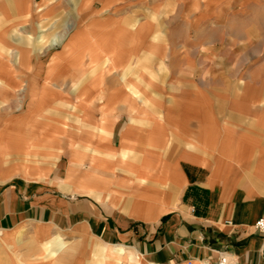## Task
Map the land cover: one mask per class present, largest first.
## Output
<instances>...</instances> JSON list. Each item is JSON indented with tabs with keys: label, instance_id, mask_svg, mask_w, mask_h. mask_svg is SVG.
<instances>
[{
	"label": "crops",
	"instance_id": "crops-1",
	"mask_svg": "<svg viewBox=\"0 0 264 264\" xmlns=\"http://www.w3.org/2000/svg\"><path fill=\"white\" fill-rule=\"evenodd\" d=\"M224 10L229 0H0V264H210L224 253L264 264V55L255 49L237 98L193 78ZM36 26L35 40L59 38L60 50L28 49ZM174 56L194 67L167 80Z\"/></svg>",
	"mask_w": 264,
	"mask_h": 264
},
{
	"label": "rangeland",
	"instance_id": "rangeland-1",
	"mask_svg": "<svg viewBox=\"0 0 264 264\" xmlns=\"http://www.w3.org/2000/svg\"><path fill=\"white\" fill-rule=\"evenodd\" d=\"M229 2H230V10L220 11L218 18L215 19L214 25L216 26L215 28L216 30L213 34V39H214L213 50H212L213 56L211 59L207 60L205 59L206 57L205 52H199L198 53V68H197L198 73L194 75V77L193 76L192 77L195 78L196 76L197 82H201V81L203 82V80L206 81L207 79L208 82L212 83V87H214L215 93H218V92L220 93L222 91V87L227 88V85L222 84L223 82L224 83L226 82L230 84V92L232 91L235 94L234 96H236L235 98H237V96L240 93L239 89H241L240 85H242L243 82L248 80V75L244 72V69H245L244 67L253 65L255 61L261 59V57L255 58V59L252 57V55L255 53V49H257V51L259 50L261 51L262 58L264 55V9L255 11L256 13L255 14L251 10L248 11L244 9H239L238 3L240 2V0H229ZM198 10H199L198 13L200 14L202 10L200 8ZM74 12L75 11H72V13ZM73 18H75V16L72 15L70 17V22H73L74 20ZM247 19L250 21L247 22ZM39 21H38V24L40 25L41 23H39ZM248 23H250V26H247ZM170 29H173L172 32L174 33L175 31L176 33H179V34L181 32L188 33V30L181 31L179 29V26L178 27L173 26V27H170ZM40 30H41L40 26H36V29L34 32V39L32 41L23 42L25 45L28 46V49H35L43 53L46 50L47 45H54L58 43V45H55V47L53 48V52H55L57 49L60 50L61 40L59 38L55 39L51 43L50 41H48L44 45H42L40 42L35 40V38H37L41 34ZM61 32H62V27H59L53 31L55 35H58ZM23 35L24 37H26L25 34ZM247 35L260 36L261 43H256V42L251 43V41H250V45L247 41H246V44L243 43V37ZM6 45L8 47H12L14 43L13 41H9V42H6ZM243 45H246L245 48H243ZM47 59L48 58L45 56L32 59L34 64L37 65L38 67V71H39L38 77H41L44 75V74H41L40 71L45 72V67L47 65L46 63ZM192 61L193 59L189 57L181 58V57L174 56L173 58H167V64H166L167 80L169 79V77L170 79H173L176 77L177 79H179L182 76L179 73L181 69L186 68L185 70L187 72L189 71L190 65L194 67V64ZM207 61H208L209 66L212 67V69L210 73H208L207 75L201 74L200 66L205 64ZM171 67L173 68L175 73L177 72V74L174 75L173 72L171 73V70H170ZM127 75L129 76V74H126V73L123 74V76H125L126 78H127ZM232 84H234L233 85L234 90L231 89ZM27 104L28 103L24 101V96H23V105L25 106V108L27 107Z\"/></svg>",
	"mask_w": 264,
	"mask_h": 264
},
{
	"label": "built area",
	"instance_id": "built-area-1",
	"mask_svg": "<svg viewBox=\"0 0 264 264\" xmlns=\"http://www.w3.org/2000/svg\"><path fill=\"white\" fill-rule=\"evenodd\" d=\"M254 228L256 231L264 235V215L255 222ZM210 264H242V263L237 261L230 254L224 253L219 257V259L215 263H210Z\"/></svg>",
	"mask_w": 264,
	"mask_h": 264
}]
</instances>
